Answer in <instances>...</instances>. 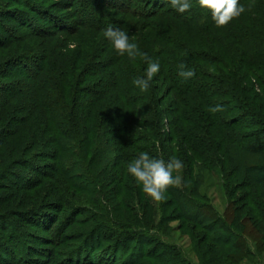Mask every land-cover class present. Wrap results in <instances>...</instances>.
<instances>
[{"label":"rangeland","instance_id":"rangeland-1","mask_svg":"<svg viewBox=\"0 0 264 264\" xmlns=\"http://www.w3.org/2000/svg\"><path fill=\"white\" fill-rule=\"evenodd\" d=\"M154 1L125 0L129 2V10L124 0L113 4L110 0H0V115L6 113L5 122L0 123V134L3 131V138H0V264H264V192L259 190L258 195L262 197L257 198L255 191L240 188L237 179H226L224 172L221 175L218 168L221 164L216 165L213 154H207L205 144L202 151L209 157L208 163L193 158L196 161L192 167L194 176L203 181L194 199L197 208L189 210L188 218H184L166 198L155 201L146 195L141 201L135 194L128 193L126 197V193L120 192L115 179L124 173L123 167L105 162L115 155L114 133L105 135V155L97 158L96 152L101 150L99 139L93 135L85 152L78 141V129L71 126L72 135L69 132L57 139L64 147L59 154L50 122L61 125L63 110L56 109V114L46 117L36 96L28 89L29 74L34 64L41 63V58L47 62L39 76L51 87L46 96L54 99L55 91H61L60 87L64 86L74 93L72 101L82 104L95 101L108 90L107 86L105 89L108 73L104 68L113 56L121 65H131L144 72L147 64L142 57L138 56L134 60L137 63L133 64L126 55L119 56L104 37V29H87L81 22L99 20L106 29L107 26L119 29V20L127 17L126 20L135 24L133 31L127 32L131 42L137 43L140 51L151 60L158 61L146 48L152 30L147 25L154 23L152 26H155L162 20L159 17L146 22L145 16ZM122 3L126 6L119 9ZM241 3L245 12L226 27H216L212 19L205 22L212 27V40L216 39L214 53L219 54H214L211 62L215 63L214 69L205 65L203 72L226 71L219 60L224 59L221 55L229 48L222 41L227 39V27L239 31L264 28V20L260 17L263 8H256L259 0ZM111 5L117 8L113 10ZM125 11L129 13L127 16H124ZM90 12L95 17L84 14ZM164 20L170 24L166 25L168 29H163L167 37L205 51L208 43L200 42L197 36L188 33V28L171 17ZM70 44L75 47H69ZM240 50L232 55L240 58ZM96 64L99 66L88 69ZM262 69L251 73L263 76ZM243 73L241 71L238 77H244ZM214 77L215 95L225 94L222 92L225 89L221 90L218 84V76ZM150 88H153L150 97L156 95L155 107L166 112V116L162 115L160 127L163 136L159 134L158 137L153 127L152 132L148 131L149 143L144 145L153 151L155 146L159 149V144L165 145L159 149V156L167 161V154L171 150L181 154L183 145L178 137L171 145L166 140L171 124L169 114L175 113L173 103L182 105L194 99L177 101L162 69ZM69 92L61 101L68 105ZM146 94L147 91L142 93L147 97ZM113 96L107 97V109L114 106ZM221 98L216 100L224 102L223 114L228 111L223 115L225 121L244 117L245 112L230 109L229 101ZM144 104L147 105V100ZM259 104L262 106L264 100ZM137 118L145 119L141 115ZM245 119V124H250L251 120ZM95 120L93 123L97 125ZM137 128L149 136L147 127ZM220 156L223 158V154ZM230 164L227 163L228 167ZM186 169L183 164V168L174 173L179 176V182L174 185L178 189L185 190ZM255 199L259 205L257 209L252 204ZM261 209L256 215L262 219L257 228L251 218ZM187 219H197L199 223ZM142 220L149 222V226L141 224ZM216 220L220 223L214 224ZM139 239L147 244L138 245ZM139 250L146 257L138 260Z\"/></svg>","mask_w":264,"mask_h":264},{"label":"trees","instance_id":"trees-1","mask_svg":"<svg viewBox=\"0 0 264 264\" xmlns=\"http://www.w3.org/2000/svg\"><path fill=\"white\" fill-rule=\"evenodd\" d=\"M240 1L242 2L244 0ZM117 2L118 0H110L111 4ZM124 3L118 8L121 9L122 6H126L127 9H129V2L126 3L124 0ZM153 4V7L150 10L148 9V12L146 10V22H150L159 17L163 21L160 20L155 26H152L154 23L147 25L148 28L152 29L150 34L151 37L147 39V51L149 50L151 56L155 57L162 66L161 69L175 92V99L177 101L185 98L194 99L191 103L185 102L182 105L173 103L175 113L173 114L170 112L169 114L171 116V124L168 128V137L166 140H169L171 145L176 137H178L181 145H183L181 154L172 152L171 150L170 153L167 154L168 160L172 158L181 159L184 166L187 167V180L183 182L185 190L178 189L174 185L167 189L165 193L167 202L175 205L177 211L184 218H188L186 214L197 208L194 199L198 195V187L200 188V186H202L203 181H201L200 177L195 178L194 168L192 167L195 165V159L205 160V162L208 161L209 157L202 151L203 144H205L206 151H208L207 154H213V161L216 165H218V163L221 164L218 165L221 175L224 172V174L227 175L226 179H237L238 183L241 184L240 188L251 189L255 191V197L261 198L262 196L258 194L259 190L264 192V117L262 116V113H264V104L260 106L259 101L264 100V75L257 77V75L251 73V71L256 70L261 72V70H263L262 68H264V28H259L254 31H239L231 28V26L227 27L228 32L225 37L227 39L222 41L227 44L226 47L229 46L228 49L230 50L226 49L227 51H224L221 55L224 59L220 58L219 60L220 65H223L226 71L223 73L216 71L217 73L215 74H210V71H206L205 73L203 72L205 71L204 66L206 65L208 68L211 67L210 69L213 70L215 63L211 62H213L215 55L219 54L217 52L214 53L215 48L213 46L216 44V39L212 40V27L205 23L211 20L210 12L201 9L197 0H192V8L183 14L172 9L169 0H166V2H164V0H156ZM111 6L113 10L117 8L113 5ZM155 7L157 9H155ZM256 8L264 9V0H259V4L256 5ZM263 9H261L262 14L260 17L264 20ZM125 13L126 15L124 16L129 14L126 11ZM84 14L90 18L95 17L94 13L91 14V12ZM165 17H171L178 21L183 27L190 30L188 33L197 36L200 42L204 41L208 43V46L205 47V51L203 49L196 50L197 48L189 47L167 37L163 29H168L166 25L170 24L166 23L164 20ZM126 18L127 17H123L119 20V25L121 26L119 29L125 32L133 31L132 29L135 28V24L126 20ZM168 22L172 21L169 20ZM81 24L85 25L87 29H106L100 25L99 20L96 21V23L89 21L87 23L81 22ZM107 28H109V26H107ZM143 46L145 48V43H143ZM170 46H172V49L169 48ZM239 50L240 58L233 56ZM46 62V59L41 58L40 64L39 61L38 64L33 63L32 73H30L28 77L30 82L28 89L31 90L32 96L38 98L36 99L35 97V100L38 106L45 111L44 114L46 117L50 118L52 115L51 113L56 114L60 108L63 110L61 117L64 116V118L62 119L61 125L56 121L50 122L51 130L57 143V152L60 154L62 151L61 148L63 147L62 143L57 141V139L71 132V126L76 130L78 129L80 134L78 141L85 152L87 151V145L91 144L93 135L95 138L97 137L96 139H99L98 148L101 150L96 152L98 153L97 158L99 155H105L103 152L105 135L114 133L115 138L113 142L116 148L114 149L115 155L112 159L107 158L105 162H107V165L116 163L118 167L119 165L123 167L124 175H117L119 179H115L117 181L116 184L120 188V192L123 191L126 193V197L129 193L130 195L135 194L141 201L144 200L146 194L143 192L142 187L138 186L127 172V166L143 152H147L150 156L161 159L159 156L161 153L160 150L165 148V145L159 144L158 148L160 150L156 149L155 146V150L153 151L151 147H148L146 144L144 145V143H149V141H147L150 138V133H148V131L152 132L153 127L158 137H160V135L163 136V131L160 127H162V115L166 116V112L162 113L159 111L157 105L155 107L154 104L157 102L156 95L153 94L152 98L150 97L153 88L147 91V97H145L142 95L143 92L133 84V80L142 76L143 72L138 71V69L131 65H121L118 62V58L113 56L111 63L106 65L105 68L103 66L104 70H107L108 73L106 74L108 82L105 84V89L107 86L108 90L103 93L104 95H102V97H97L95 101L82 104L77 101L75 102V100L72 101V99L75 98L73 95L74 93L67 91L64 86L60 87L61 91L58 89L55 91L54 99L46 96L45 93L51 91V87L47 83H44L43 79L39 76ZM132 63L136 64L137 62L133 60ZM200 63H204V65L201 66ZM181 64L186 65L187 69L194 70L195 76L188 80L180 77L178 73ZM88 66L89 65L86 67ZM97 66L99 65H91L88 69ZM241 71H244V77H238ZM216 75L218 76L217 80L221 90L225 89L222 92H226L223 94L218 92L221 90H218L219 96L215 95L216 85L213 83L216 80V77H214ZM252 77L255 79L253 80ZM237 80L241 82H237ZM66 92L70 93L68 94L70 96L68 99L70 105L66 102H61L64 99V95L67 94ZM13 93L19 94L14 91ZM112 94L114 95L113 97H115L114 106L107 109L109 103L107 97L112 96ZM221 94L223 95L221 96ZM71 95H73V98H71ZM217 98L218 100L221 98L229 101L227 104H231L232 107H230V109L236 108L235 110L245 112L244 117L242 119H240V117L233 118L228 122L225 121L223 115H227L228 111L223 114L222 108L225 107L223 106L224 102L223 104L222 102H217ZM146 100L147 105L144 104ZM237 103L240 105H237ZM217 105L221 108L220 112L212 113L209 111L210 107H215ZM256 108H258L260 112ZM56 109H58L57 112H55ZM137 109H139V111H137ZM140 115L145 119L139 120L137 116ZM155 115H157L158 118L155 117ZM95 117L99 118L95 120ZM153 117H155V120H152ZM80 118L82 120H80ZM245 118L251 120L249 122L250 124H245ZM5 119L6 113L2 112L0 115V123H4ZM94 120L98 123L97 125L93 123ZM150 120L152 121L149 123ZM136 126H138L139 129H142L144 126L147 127L149 136L144 135L145 133H140L138 128L136 129ZM160 130L162 133H159ZM2 132L0 138H3ZM105 148L106 147H104V149ZM221 154H223V158L220 156ZM227 163H231L229 167ZM197 178L199 180H195ZM252 204L256 209L259 206L256 199ZM261 211L262 209L255 211L254 218H251L257 228L261 226L260 222H262V219L256 218V215ZM187 220L195 222L197 219ZM196 222L199 223V221ZM216 223L220 222L216 220L214 224ZM141 224L146 227L149 226V222H145L144 220H142ZM129 240L132 241L133 239ZM137 242L140 246L147 244L142 239L137 240ZM145 257L143 251L139 250L138 260Z\"/></svg>","mask_w":264,"mask_h":264},{"label":"clouds","instance_id":"clouds-1","mask_svg":"<svg viewBox=\"0 0 264 264\" xmlns=\"http://www.w3.org/2000/svg\"><path fill=\"white\" fill-rule=\"evenodd\" d=\"M169 3L171 8L180 14L188 12L193 6L192 0H169ZM197 3L201 9L210 12L216 27H226L245 12L240 0H197ZM103 35L119 56L126 55L130 60H135L138 56L144 59L147 66L143 75L133 80V84L142 92L148 91L154 77L161 70L160 63L151 60L146 53H142L138 44L131 42V37L123 30L109 27L104 30ZM69 47L75 45L70 44ZM179 67L178 74L185 80L195 76V71L187 69L186 65L181 64ZM209 111L215 113L221 111V108L217 105L210 107ZM182 168L183 163L179 159L172 158L165 161L143 152L128 164L127 172L148 197L162 201L167 189L179 182V176L174 173Z\"/></svg>","mask_w":264,"mask_h":264}]
</instances>
